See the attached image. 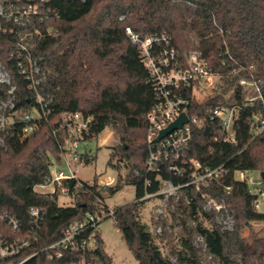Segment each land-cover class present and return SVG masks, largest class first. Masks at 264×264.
<instances>
[{
  "label": "trees",
  "instance_id": "1",
  "mask_svg": "<svg viewBox=\"0 0 264 264\" xmlns=\"http://www.w3.org/2000/svg\"><path fill=\"white\" fill-rule=\"evenodd\" d=\"M47 5L57 16L44 22L34 18L27 26L33 31H54V35L34 36L32 54L43 57L39 61L47 77L43 84L31 86L20 72L19 51L15 48L20 27L9 25L14 31H0V61L12 80L11 85H0V100L14 96V106L7 112L11 119L3 134L5 143L0 141V211H8L30 228V207L47 209L39 231L41 239L35 247L60 238L69 224L88 213L105 211L104 219L115 220L138 264H176L172 257L178 263L210 264L193 243L196 234L205 238L207 252L220 264H264V235L252 227L253 222L264 221V211L255 206L257 196L250 191L248 182L236 176L240 170L264 171V133L252 138L247 122H243L237 145L226 143L218 122L210 119L204 120L191 142V155L228 168L211 192L228 194L229 209L236 220L233 229H221L214 214L203 209V198L190 190L187 203L180 200L179 206L195 226L189 228L183 221L187 235L178 236L168 254L162 249L164 235L142 219L141 209L150 199L142 196L157 191L160 184L154 174L146 172L145 164L147 114L156 98L152 84L147 82L149 73L139 49L126 32L129 26L142 37L168 33L180 53L200 49L218 70L238 63L253 65L250 73L264 90V0H49ZM224 60L227 65H223ZM39 94L44 104L48 102L46 109L50 113L28 121L26 115L34 109L39 114L43 111ZM218 101L219 97L213 96L202 102L194 99L189 113L201 116ZM75 111L93 116V128L86 139L97 136L108 125L121 129V141L112 147L109 164L119 170L121 163H126V177L136 186V198L114 208L112 215L104 200L105 188L96 182L66 179L53 193L35 190L36 185L46 181L53 161L61 158V136L55 135L54 129L64 113ZM28 122L35 123V130L25 136L23 127ZM94 158L87 150L82 153L85 163ZM146 176L151 179L149 186L145 184ZM123 180L119 173L117 183L107 188L108 193L113 195L122 188ZM226 186L231 189L227 191ZM62 188L73 199L72 205H59ZM244 229L249 230L248 236L243 234ZM95 238L96 256L105 264H115L98 228ZM24 264L50 261L43 251Z\"/></svg>",
  "mask_w": 264,
  "mask_h": 264
},
{
  "label": "built area",
  "instance_id": "2",
  "mask_svg": "<svg viewBox=\"0 0 264 264\" xmlns=\"http://www.w3.org/2000/svg\"><path fill=\"white\" fill-rule=\"evenodd\" d=\"M49 0H0V31L16 32L18 39L15 48L19 51L20 72L29 81L31 86H37L46 82L47 77L42 70L40 60L42 56L34 57V36L44 34L54 35L52 28L46 32L35 28H27L29 23L37 18L44 22L50 16L56 17L57 13L47 5ZM44 10H46L44 12ZM132 42L138 47L141 59L148 70L147 82L151 83L155 91V103L147 114V144L148 155L146 158V172L154 174L160 182L157 191L146 192L142 199L160 196L164 205H167L171 197L187 195L190 190L195 195H200L206 200L209 211L219 212L225 205L220 203L211 192L212 186L221 176L228 172L225 164L211 165L190 154L191 142L195 131L201 128L205 119L218 122L223 140L230 145L239 143V133H242L243 122L249 125V135L256 138L264 133V90L261 82L250 73L253 65L238 63L225 70L215 69L211 61L200 49H193L180 53L172 44L168 33L150 34L141 36L126 27ZM226 53L230 59L233 56L226 45ZM15 52H12L13 56ZM227 65V60L223 61ZM11 75L0 61V85H11ZM13 87L8 90L12 93ZM218 98V103L207 109L203 115H190L189 109L193 100L199 102L209 97ZM8 100V99H7ZM7 100H0V108L5 104L4 110L0 109V141L4 144V135L7 132V112L13 108L6 104ZM42 103L43 111L38 117L31 112L26 115V120L47 117L50 109H46L47 103H43L41 95H38ZM6 102V103H5ZM182 113H186L188 120L182 127L174 129L161 139L157 140L161 131L178 119ZM92 115L82 111L64 113L54 133L61 136L59 142L61 158L51 164L50 173L44 183L35 186L39 192H55L61 187L63 180L77 179L76 170L82 159L81 144L87 140L93 128ZM35 130V123L28 122L23 127L26 136ZM76 167V168H75ZM248 170L236 172L240 180L247 181L250 191L257 198L255 206L259 209L264 196V177L262 171L254 178ZM138 174V171H135ZM174 179L179 180L177 183ZM146 186L151 185V179L146 176ZM229 191L231 186H226ZM62 193L67 194L65 188ZM61 193V194H62ZM159 215L163 213L162 207L157 208ZM47 209L39 205H33L29 209L30 228L8 211H0V264H24L34 255L45 251L50 264H105L95 254L96 238L95 230L107 214L102 211L88 213L83 219L69 224L62 232L60 238L51 241L43 247H35L40 242L39 231L46 217ZM113 208L109 214L112 215ZM228 229H233L228 228ZM157 233L161 234L158 226ZM193 243L199 248L203 257L210 264H220L219 260L207 252L205 238L194 235ZM176 264V257H172Z\"/></svg>",
  "mask_w": 264,
  "mask_h": 264
},
{
  "label": "rangeland",
  "instance_id": "3",
  "mask_svg": "<svg viewBox=\"0 0 264 264\" xmlns=\"http://www.w3.org/2000/svg\"><path fill=\"white\" fill-rule=\"evenodd\" d=\"M13 95L8 97L7 103L11 106ZM5 104H2V111L4 110ZM35 117H38L39 112L34 109L33 112ZM11 116L7 118L8 124L10 123ZM122 132L120 127L117 125H108L101 133L97 136L87 139L81 144V151L95 155V158L88 163L83 162L78 165L76 175L79 179L89 181L91 183H98L100 186L105 188L104 200L109 208H116L131 203L136 198V186L129 182L127 179V173L129 167L123 161L121 167L118 170L116 167L109 164L111 149L121 141ZM117 163L118 159H114ZM76 168V167H75ZM260 170H249V175H253L255 178ZM119 173L123 177V187L118 189L115 194L110 195L107 188L114 186L118 181ZM220 203L225 205L219 212L209 211L207 202L205 199L202 201L203 209L207 212L213 213L215 221L221 226V229L234 228L236 220L232 211L229 209V196L228 194H218L215 192L213 195ZM262 199V205L259 207L260 211H264V196ZM180 200L185 205L187 198L185 196L171 197L167 205H164L160 198L152 197L146 201L143 208L141 209V217L144 221L151 224L152 230L157 231L158 226L161 227V234L164 235V242H162V249L164 253L168 254L172 246L175 245L177 237L180 235H187L184 229L183 221L186 220V226L191 228L195 226V222L187 217V214L183 212L182 207L179 206ZM58 203L61 206L72 205L73 199L62 193L59 196ZM162 207L163 213L159 215L157 208ZM254 230L264 235V221H256L252 223ZM102 238L106 243V250L112 256L115 264H138L132 250L127 246L126 242L122 237V232L115 220L112 217L103 219L98 227ZM160 234V233H159ZM243 234L249 235V230L244 229ZM193 237V235H192ZM194 238V237H193ZM195 239V238H194Z\"/></svg>",
  "mask_w": 264,
  "mask_h": 264
},
{
  "label": "water",
  "instance_id": "4",
  "mask_svg": "<svg viewBox=\"0 0 264 264\" xmlns=\"http://www.w3.org/2000/svg\"><path fill=\"white\" fill-rule=\"evenodd\" d=\"M187 120H188L187 114L186 113H182L178 119H176L175 121H173L169 126H167L166 128H164L161 131V133H160L159 137L157 138V140L161 139L162 137H164L165 135H167L168 133H170L174 129H177V128L182 127V125ZM262 176L264 177V171H262Z\"/></svg>",
  "mask_w": 264,
  "mask_h": 264
}]
</instances>
